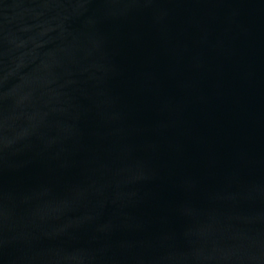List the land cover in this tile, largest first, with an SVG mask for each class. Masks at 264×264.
I'll return each instance as SVG.
<instances>
[{
    "label": "water",
    "instance_id": "1",
    "mask_svg": "<svg viewBox=\"0 0 264 264\" xmlns=\"http://www.w3.org/2000/svg\"><path fill=\"white\" fill-rule=\"evenodd\" d=\"M0 264H264V0H0Z\"/></svg>",
    "mask_w": 264,
    "mask_h": 264
}]
</instances>
